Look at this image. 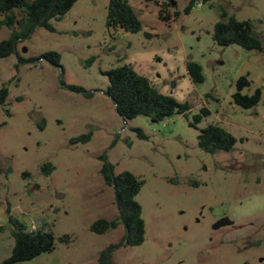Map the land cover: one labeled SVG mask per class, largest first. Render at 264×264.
Segmentation results:
<instances>
[{"label": "rangeland", "instance_id": "rangeland-1", "mask_svg": "<svg viewBox=\"0 0 264 264\" xmlns=\"http://www.w3.org/2000/svg\"><path fill=\"white\" fill-rule=\"evenodd\" d=\"M129 1L142 22L139 32L107 27L109 0H77L51 20L55 31L38 27L18 41L16 52L0 57V88H9L0 105V264L14 246L8 210L56 239L53 251L15 264H100L101 251L125 233L122 224L102 234L90 228L119 214L101 173L106 159L114 174L128 170L145 181L136 196L145 240L118 246L113 264H264V0H194L189 13L191 0ZM156 1L170 2L169 12L180 14L160 19ZM230 15L252 21L263 51L214 41L215 23ZM11 33L0 28V41ZM48 51L61 55L60 67L46 59L20 62ZM188 61L201 64L202 82L192 80ZM125 63L188 102L189 117L123 120L105 94L103 71ZM242 75L251 81L245 92L262 91L254 108L233 101ZM203 106L211 114L190 125ZM209 124L236 137L231 150L199 147L200 129ZM89 131L88 142L72 143Z\"/></svg>", "mask_w": 264, "mask_h": 264}, {"label": "trees", "instance_id": "trees-1", "mask_svg": "<svg viewBox=\"0 0 264 264\" xmlns=\"http://www.w3.org/2000/svg\"><path fill=\"white\" fill-rule=\"evenodd\" d=\"M77 0H0V28L7 26L12 29L9 37L0 41V57H7L16 52L17 43L31 37L38 27H44L55 31L51 23L52 19L63 18L74 6ZM157 2V1H156ZM159 18L169 22L173 16H178L179 11L171 14L168 10L170 2L160 4ZM194 5L191 0L186 7L189 13ZM227 16V13H224ZM107 27L121 28L127 32H139L142 29L141 19L130 4L129 0H109L107 6ZM213 39L223 46L237 44L247 50L263 51V43L253 31L251 20H240L235 15H230L226 20L222 19L215 23ZM94 58V57H93ZM93 58L90 60L92 61ZM20 62L26 63L46 59L55 66H61V55L57 51H48L38 58L19 57ZM187 69L194 82L204 80L203 68L196 61H188ZM103 73L109 78V85L105 94L115 104L118 114L123 120L133 119L143 115L154 122L163 121L174 113L189 117L191 106L188 102L179 101L172 95L160 91L151 79L135 69L131 63H125ZM251 84L246 75L240 76L236 81V90L232 95L236 105L242 108L256 107L262 98V91L257 88L252 94L244 93V89ZM69 88L87 97H93L94 91L87 90L82 86L70 85ZM9 96V88L4 84L0 88V105H5ZM7 114H10L7 111ZM211 111L203 106L200 112L193 115L190 125L197 126ZM139 137L146 139L147 135L141 128H136ZM92 137L89 131L72 139V143L88 142ZM236 137L225 127L219 124H209L200 129L198 136L199 147L209 153L218 150L229 151L236 144ZM48 172H51L50 163L45 164ZM101 173L106 183L113 187L116 205L119 214L114 219L100 218L91 225L95 233H106L116 229L120 224L125 227V233L119 244H110L99 255L100 264H113L112 253L121 245H140L145 240L146 224L143 218L142 205L136 199L145 181L131 171L125 170L118 174L113 173V166L106 159ZM8 221L12 227L14 246L11 255L1 264H15L32 260L45 252H51L56 248L54 234L42 227L30 229L24 221L11 214L8 210Z\"/></svg>", "mask_w": 264, "mask_h": 264}, {"label": "built area", "instance_id": "built-area-1", "mask_svg": "<svg viewBox=\"0 0 264 264\" xmlns=\"http://www.w3.org/2000/svg\"><path fill=\"white\" fill-rule=\"evenodd\" d=\"M30 229H31V230H34V229H36V228H35V226L32 224V225H30Z\"/></svg>", "mask_w": 264, "mask_h": 264}, {"label": "crops", "instance_id": "crops-1", "mask_svg": "<svg viewBox=\"0 0 264 264\" xmlns=\"http://www.w3.org/2000/svg\"><path fill=\"white\" fill-rule=\"evenodd\" d=\"M244 93H247V92H245V91H243ZM247 94H252V93H247Z\"/></svg>", "mask_w": 264, "mask_h": 264}]
</instances>
